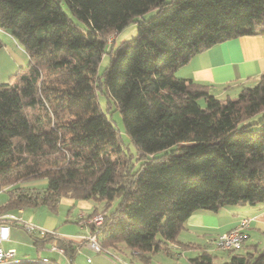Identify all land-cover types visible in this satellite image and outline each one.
<instances>
[{
	"label": "trees",
	"instance_id": "trees-1",
	"mask_svg": "<svg viewBox=\"0 0 264 264\" xmlns=\"http://www.w3.org/2000/svg\"><path fill=\"white\" fill-rule=\"evenodd\" d=\"M133 23L136 37L109 46ZM0 30L29 61L14 83L0 80V190L9 194L0 214L57 213L64 198L105 203L88 215L103 214L102 253L123 246L149 264L171 255L174 244L196 248L179 241L194 212L264 204V73L224 99L177 76L217 44L264 35V0H0ZM100 92L123 116L140 162L135 171ZM36 179L46 186L11 188ZM114 198L118 207L108 212ZM55 239L76 256L72 242L51 234L35 244ZM199 249L189 264H264V252H229L230 260L218 263Z\"/></svg>",
	"mask_w": 264,
	"mask_h": 264
},
{
	"label": "crops",
	"instance_id": "crops-1",
	"mask_svg": "<svg viewBox=\"0 0 264 264\" xmlns=\"http://www.w3.org/2000/svg\"><path fill=\"white\" fill-rule=\"evenodd\" d=\"M5 35L10 41L16 42L8 33ZM11 56L13 55L11 54ZM13 62H15L16 66L23 64L22 58L18 54L13 56ZM263 73L264 35H242L217 44L194 57L186 66L178 70L177 76L206 85L212 94L224 99L227 97L236 98L244 87L255 86ZM15 187L38 189L26 183H21L11 188ZM61 203L73 207L69 210L70 214H73L75 208H78L77 217L70 218L69 216L71 215L69 214L66 220H59L57 216L59 215L60 205L57 213L49 211L43 213L46 214L43 219H39L41 214L37 211L28 213L26 209L22 208L17 215H13L21 218L24 223L32 224L52 236L72 242L77 247V253L73 259H70L66 253L61 254L52 250L53 244H58V239H55L53 243H47L42 246L50 245L51 251L57 255L56 260L46 254L42 255V257L40 255L37 257L19 256L17 249L9 246L13 236H17V228L15 227H18L19 224H10V239L3 244L4 249H15L19 260L46 258L56 264H144L140 261L136 252L123 246L116 248V250H110L109 253L93 251L84 239L89 235L91 227L80 223L79 218L81 216L87 218L95 208L85 200L64 198ZM74 224L80 225L82 228L77 229ZM235 229L241 230L245 235L244 247L241 252H264V204L256 206H225L215 213L198 210L186 221L185 227L179 235V241L182 243L201 244L198 247L214 255L217 258V262L220 258L218 253L224 254L226 255L225 258L229 257V259H224L223 262H227L230 260L231 254L220 251L215 242L221 234ZM39 236L42 238L41 235ZM171 250L172 254L169 256L162 253L153 256L149 264H181L183 258L187 257V253L179 244L172 245ZM190 259L192 257L188 258V261ZM88 260L91 262H88Z\"/></svg>",
	"mask_w": 264,
	"mask_h": 264
},
{
	"label": "rangeland",
	"instance_id": "rangeland-1",
	"mask_svg": "<svg viewBox=\"0 0 264 264\" xmlns=\"http://www.w3.org/2000/svg\"><path fill=\"white\" fill-rule=\"evenodd\" d=\"M170 1L172 0H167V2H170ZM156 13H157V10L150 11L147 14H145V18L147 19L155 15ZM5 34H6L5 32L0 31V39L4 42V45H5L2 49H0V80L4 83H9V82L14 83L15 81L12 80L13 75L16 74L17 71L21 67L27 68L29 61H28L27 53L23 50V48L18 43L10 41L9 38ZM137 34H138L137 24L133 23L129 25L128 27H126L116 37L111 36L109 38L108 44L109 46L118 47L123 42L129 41L132 38L136 37ZM10 53L13 56L15 54H18V56L22 58L23 64L16 66L15 62H13V56H11ZM110 64H111V57L109 55L104 56V58L99 64L98 72L103 76L104 72L110 66ZM12 65H13L14 70L12 69ZM98 101H99V104L101 105L102 110L107 114L108 118L112 121L116 130L119 132L121 139L123 141V148L125 152L132 156L134 171L137 170L140 166V162L137 161V158H136L137 157L136 148L126 133L125 126L123 123V116L121 112L116 109L115 104H113L112 102L111 103L109 102V97L106 94H103L100 92L98 95ZM24 183L32 187H36L40 189L46 186L47 180L46 179H36L32 181H27ZM8 199H9L8 192L5 191L4 189H2V191L0 190V206L5 205L8 202ZM87 202H89V204L92 205L94 208L95 207L98 208L99 213H101L105 209V203H96L93 200H88ZM119 202H120L119 198H114V200L112 201V206H110V208H108L107 211L108 212L114 211L118 207ZM70 208H73V207H71L70 205L61 203L59 215L57 216V218L59 220H66L67 219L66 217L70 214V211H69ZM19 211L20 209L14 208V209L9 210L8 213L12 215L13 214L17 215ZM26 211L28 213L29 212L33 213L37 211L39 214H41L39 216V219L40 218L43 219L44 217H46V214H43V213L48 212L49 210L46 207H40L37 209L27 208ZM78 213H79V209L75 208L74 213L70 214L71 216L69 217L70 218L77 217ZM74 226H76L77 229L82 228L80 227V225H77V224H74ZM15 228H17V236L16 235L13 236V238L10 241L9 246L16 248L19 256L37 257L38 255H40V257H42V255L46 254L55 260L57 259V255H55V253L51 251L50 245H46L45 247H38L35 244V237L40 235L38 232L30 233L22 225H18V227H15ZM195 245H196V248H188L184 250L185 253H187V257L183 258V261L181 264H189L188 258L190 257L194 258L198 255V253L200 252L198 245H201V244L196 243ZM218 255L220 257L218 260V263H224L223 262L224 259L226 260L229 259V257L225 258L226 255L224 254L218 253Z\"/></svg>",
	"mask_w": 264,
	"mask_h": 264
},
{
	"label": "built area",
	"instance_id": "built-area-1",
	"mask_svg": "<svg viewBox=\"0 0 264 264\" xmlns=\"http://www.w3.org/2000/svg\"><path fill=\"white\" fill-rule=\"evenodd\" d=\"M80 223L91 225L95 227V230L91 228L89 235L84 239L87 242V245L95 252L102 253L103 250L99 244L98 235L99 232L97 229L103 223V214L95 215L91 218H84L81 216L79 218ZM10 224H19L22 225L28 232L34 233L38 232L42 237L47 233L40 228L35 227L34 225L24 223L22 219L16 217L9 213L0 214V264H15L20 262L17 258L15 249H4L3 244L10 239ZM245 235L241 230L235 229L227 233L221 234L216 240V246L220 251L223 252H239L244 247ZM52 250L59 252L61 254L65 253V249L58 246V244H53ZM40 262L44 264H56L49 259H40ZM88 262H91L88 260Z\"/></svg>",
	"mask_w": 264,
	"mask_h": 264
}]
</instances>
